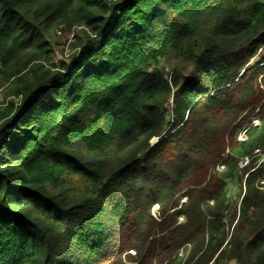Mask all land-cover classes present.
<instances>
[{
    "label": "trees",
    "instance_id": "obj_1",
    "mask_svg": "<svg viewBox=\"0 0 264 264\" xmlns=\"http://www.w3.org/2000/svg\"><path fill=\"white\" fill-rule=\"evenodd\" d=\"M5 84L0 264H264V0H0Z\"/></svg>",
    "mask_w": 264,
    "mask_h": 264
},
{
    "label": "rangeland",
    "instance_id": "obj_2",
    "mask_svg": "<svg viewBox=\"0 0 264 264\" xmlns=\"http://www.w3.org/2000/svg\"><path fill=\"white\" fill-rule=\"evenodd\" d=\"M75 32H77V30H75ZM51 39L53 40L54 48H55L56 53H58V55L71 56L73 54L72 43L68 46V44L66 42H64L61 39V37L58 36L57 33ZM70 46H71V48H70ZM261 54H262V52L260 50L259 53L257 54V56L254 57L250 63L254 64L255 62H257L259 60V57ZM9 90H10L9 84H5L0 88V104H2L4 102V100L6 99V96H7V93ZM156 141L157 140H154L153 142L155 143ZM255 154L256 155H254L253 161L255 159V160H257V162H259V161L263 162L264 151L259 150ZM228 190H229V198L231 200L230 202H231V207H232L230 209V212H232L233 210H235L237 208V206L239 204L240 197L244 193V190H243V186L241 185V183H238V182H230ZM184 202H186V199H183V203ZM157 209H158L157 207L154 208V211ZM181 221H183V219H181ZM229 264H236V263L231 262Z\"/></svg>",
    "mask_w": 264,
    "mask_h": 264
},
{
    "label": "built area",
    "instance_id": "obj_3",
    "mask_svg": "<svg viewBox=\"0 0 264 264\" xmlns=\"http://www.w3.org/2000/svg\"><path fill=\"white\" fill-rule=\"evenodd\" d=\"M58 36L61 37V39L66 42L68 44V46L73 43L74 41V38H75V35H76V32L75 30L73 29L71 32L69 33H65L62 29H58L57 32ZM71 48V46H70ZM251 125L250 126H254V127H259L261 126V121L258 117H254L252 120H251ZM249 127H244L238 134L237 136V141L238 142H246L248 140V132H249ZM259 150H256L255 153H257ZM254 153V155H256ZM264 157V156H263ZM253 162V158H250V157H244L241 159L239 165H240V168L241 169H246L247 167H249ZM264 162V160H263ZM263 162L259 161L257 162V167L260 166ZM216 168L219 170V171H223L225 170L226 166L224 165V161L221 160ZM248 175H246V178H247ZM132 254L135 255V252H131Z\"/></svg>",
    "mask_w": 264,
    "mask_h": 264
},
{
    "label": "water",
    "instance_id": "obj_4",
    "mask_svg": "<svg viewBox=\"0 0 264 264\" xmlns=\"http://www.w3.org/2000/svg\"><path fill=\"white\" fill-rule=\"evenodd\" d=\"M155 140H157V139H155ZM154 141V140H153ZM154 143V142H153Z\"/></svg>",
    "mask_w": 264,
    "mask_h": 264
}]
</instances>
